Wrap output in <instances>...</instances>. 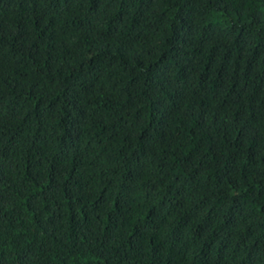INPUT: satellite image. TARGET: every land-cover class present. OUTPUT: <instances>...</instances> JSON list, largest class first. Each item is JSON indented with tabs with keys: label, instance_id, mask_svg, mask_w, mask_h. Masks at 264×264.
Instances as JSON below:
<instances>
[{
	"label": "trees",
	"instance_id": "obj_1",
	"mask_svg": "<svg viewBox=\"0 0 264 264\" xmlns=\"http://www.w3.org/2000/svg\"><path fill=\"white\" fill-rule=\"evenodd\" d=\"M0 264H264V0H0Z\"/></svg>",
	"mask_w": 264,
	"mask_h": 264
}]
</instances>
